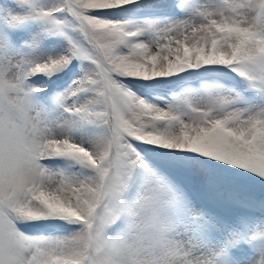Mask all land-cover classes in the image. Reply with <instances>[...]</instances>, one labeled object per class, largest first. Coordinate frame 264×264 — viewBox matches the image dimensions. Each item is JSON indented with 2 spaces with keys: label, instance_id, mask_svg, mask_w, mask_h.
<instances>
[{
  "label": "snow or ice",
  "instance_id": "1",
  "mask_svg": "<svg viewBox=\"0 0 264 264\" xmlns=\"http://www.w3.org/2000/svg\"><path fill=\"white\" fill-rule=\"evenodd\" d=\"M0 264H264V0H0Z\"/></svg>",
  "mask_w": 264,
  "mask_h": 264
}]
</instances>
